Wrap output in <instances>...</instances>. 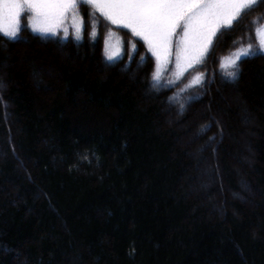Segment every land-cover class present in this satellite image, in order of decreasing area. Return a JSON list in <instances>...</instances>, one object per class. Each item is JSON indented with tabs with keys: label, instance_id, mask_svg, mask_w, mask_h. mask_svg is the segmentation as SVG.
<instances>
[{
	"label": "trees",
	"instance_id": "1",
	"mask_svg": "<svg viewBox=\"0 0 264 264\" xmlns=\"http://www.w3.org/2000/svg\"><path fill=\"white\" fill-rule=\"evenodd\" d=\"M93 14L83 23L109 30ZM249 15L208 54L257 55L197 95L153 81L148 52L109 61L99 30L0 34V264H264V54Z\"/></svg>",
	"mask_w": 264,
	"mask_h": 264
},
{
	"label": "snow or ice",
	"instance_id": "2",
	"mask_svg": "<svg viewBox=\"0 0 264 264\" xmlns=\"http://www.w3.org/2000/svg\"><path fill=\"white\" fill-rule=\"evenodd\" d=\"M261 3L264 0H0V33L14 38L21 13L27 11L31 13L32 31L41 34L55 35L62 29L66 37L65 22L71 17L75 37L79 40L83 24L79 8L87 5L110 24L128 29L133 37L143 41L155 58L157 71L152 80L158 81L159 66L168 61L173 47L177 67L198 63L221 27L232 26L242 13ZM257 33H264V26L258 28ZM132 49L135 50V45ZM251 49L250 44L241 48L236 59L255 57L257 52ZM259 52L264 53V39L259 41ZM113 55H108L107 59L113 60ZM236 59L230 61L232 66H236ZM234 75L229 73L230 77Z\"/></svg>",
	"mask_w": 264,
	"mask_h": 264
},
{
	"label": "rangeland",
	"instance_id": "3",
	"mask_svg": "<svg viewBox=\"0 0 264 264\" xmlns=\"http://www.w3.org/2000/svg\"><path fill=\"white\" fill-rule=\"evenodd\" d=\"M259 10H262V12L259 14ZM245 12L250 13L249 16L254 17L256 19H260V22L255 25L254 27V33L256 36V41L259 47V41L264 39V33H261L258 35L257 33V29L260 28L261 26H264V3L259 4L258 6H256L253 10H246ZM93 10L91 13V8L87 5H82L79 8V16L80 18H82L84 21L86 19H89L88 21H93L92 16H96L93 14ZM97 13V17H102L98 12ZM31 16L30 12H23L21 13V17H20V26L19 29L17 31V35L14 37L16 38L17 36L21 35V36H29L31 34L32 28L29 24V17ZM239 18V17H238ZM237 18V19H238ZM255 19V20H256ZM98 20V19H97ZM99 21V20H98ZM236 20H234L232 22V24L235 22ZM100 22V21H99ZM66 26L68 27V35L66 37H73L74 34V29L72 28L71 25V17H69V19L65 22ZM92 25H94L91 22H88L87 24H85V22L82 24V28H81V33L83 31H86L89 34H93V31H95V33L99 30V33L102 34L96 42V39H94L93 41H91L90 37H89V41H91L93 44L97 45V43L100 45V43L102 44L103 47H106V49L110 54H114L113 55V59L117 58L118 56H120L122 54L123 57H128L129 53L133 51L132 49V45H135V50L138 51V53L143 57V55H146L147 48L144 45L143 41L140 40L138 37H133L131 32L128 29L122 28V27H117L115 25H112L109 27V30H105L104 26H100L99 23H97V28L98 30L92 29L94 27H92ZM103 25V24H102ZM223 28H228V27H221L216 35L213 37V41L216 38L217 34L219 33V31H221ZM59 31H62L61 33H58ZM180 31V30H178ZM36 34H40V35H45V36H50L52 35L51 33H45V34H41L39 32H33ZM1 35H3V33H0ZM57 36L62 38H65L64 32L62 29H58L56 34ZM4 36V35H3ZM6 37V36H4ZM8 38V37H6ZM12 38V39H14ZM9 39V38H8ZM24 42V41H23ZM26 45V44H24ZM213 45L212 44L209 46L208 51L204 54L203 58L204 60H200V62L198 63H193L191 64V66H188L187 64L182 65L181 67H177L176 64V55H175V47H173L172 50V54L169 57L167 62L162 63L159 66V81L160 84L166 86V87H172L175 90H179L180 92H189L190 90H192L193 95H197L194 90H198V86H203V87H208L209 83L212 81L213 79V75L215 74V72L218 71V69H223V70H230L231 68H233L234 66H232L230 64V61L236 59L237 56V52L233 53L231 56H227L225 59L223 60H219L218 58L213 59L212 57L210 58L209 56V52L211 50V47ZM22 46V45H20ZM56 49V48H55ZM57 51H60V49H56ZM134 50V51H135ZM123 52V53H122ZM121 53V54H120ZM149 53V52H148ZM264 54V53H262ZM149 55L151 56V53H149ZM153 63H154V71L156 73L157 71V65H156V61L155 58L152 57ZM242 58V56L239 59H236V62H238L240 59ZM199 78V79H197ZM201 87V88H203ZM197 88V89H195ZM180 97V94H179ZM187 99L184 98V101H186ZM183 103V100H182ZM175 112V111H174ZM168 116V120L170 121H174L175 118L174 116Z\"/></svg>",
	"mask_w": 264,
	"mask_h": 264
}]
</instances>
